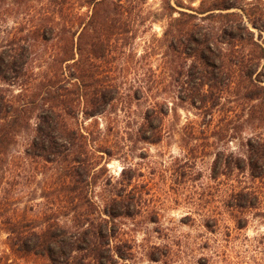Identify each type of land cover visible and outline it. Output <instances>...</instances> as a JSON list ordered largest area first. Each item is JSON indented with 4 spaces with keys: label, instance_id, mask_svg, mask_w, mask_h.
Returning <instances> with one entry per match:
<instances>
[{
    "label": "trees",
    "instance_id": "obj_1",
    "mask_svg": "<svg viewBox=\"0 0 264 264\" xmlns=\"http://www.w3.org/2000/svg\"><path fill=\"white\" fill-rule=\"evenodd\" d=\"M161 19L162 34L140 51L139 26L147 33ZM0 81V169L9 170L10 146L32 129L24 164L46 169L32 215L8 190L0 197L12 255L0 254V264L128 260L133 245L119 219L141 209L139 174L125 165L101 205L96 187L114 185L102 160L163 141L171 116L193 158L214 156L213 179L237 171L264 183V0H161L158 8L149 0H0ZM234 139L240 156L225 147ZM226 202L247 211L260 195L232 184Z\"/></svg>",
    "mask_w": 264,
    "mask_h": 264
},
{
    "label": "rangeland",
    "instance_id": "obj_2",
    "mask_svg": "<svg viewBox=\"0 0 264 264\" xmlns=\"http://www.w3.org/2000/svg\"><path fill=\"white\" fill-rule=\"evenodd\" d=\"M149 4L158 8L161 0H149ZM165 23L166 19L158 20L147 33L141 23L136 41L140 51L152 33L162 34ZM5 25L15 24L10 18ZM139 72L143 76V69ZM0 86L7 88L2 81ZM11 90L14 89L11 87ZM133 109L129 121L136 125L142 121L143 106ZM180 114L182 125L187 114L184 110H180ZM191 117L194 116L191 114ZM177 119L170 117L168 125L172 133L163 141L138 142L132 144L134 150L128 157L105 155L102 160V165L108 169L106 175L112 176L114 185L96 187L94 194L101 205L104 196L111 195L114 187L119 188L116 181L125 165L132 173L139 174L133 184L137 183L143 191L138 214L119 219L121 238L133 245L132 256L121 263L264 264V183L252 179L249 173L237 171L229 179L224 175L213 179L214 156L199 153L194 156V153L193 158L189 146L181 141ZM90 122L92 119L87 123ZM248 134L249 130L245 136ZM32 135L33 129L17 137L7 155L11 160V165H7L9 170L0 169V197L8 190L15 207L20 212L27 210L28 216L32 215L30 207L43 200L40 195L46 179V173L41 172L46 169L40 167L39 172L31 168V164H24L25 149ZM225 147L239 156L244 152L241 139H234ZM6 181L13 185L5 184ZM232 184L256 190L260 195L258 207L238 211L228 206L226 201ZM238 217H245V226L239 227ZM2 219L0 215V254L11 255ZM35 264H49V261L46 258Z\"/></svg>",
    "mask_w": 264,
    "mask_h": 264
}]
</instances>
